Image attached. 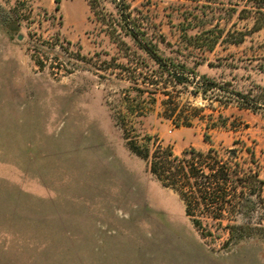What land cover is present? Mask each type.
Wrapping results in <instances>:
<instances>
[{"label": "rangeland", "instance_id": "obj_1", "mask_svg": "<svg viewBox=\"0 0 264 264\" xmlns=\"http://www.w3.org/2000/svg\"><path fill=\"white\" fill-rule=\"evenodd\" d=\"M115 1L0 0V264H264V232L207 243L129 147L243 141L264 179V28L247 0H125L135 40Z\"/></svg>", "mask_w": 264, "mask_h": 264}, {"label": "trees", "instance_id": "obj_2", "mask_svg": "<svg viewBox=\"0 0 264 264\" xmlns=\"http://www.w3.org/2000/svg\"><path fill=\"white\" fill-rule=\"evenodd\" d=\"M55 1L56 8H59L60 0ZM98 1L89 0L93 13ZM246 2L254 28H264V0ZM114 5L119 21L112 23V29H124L137 40L140 26L136 25L128 4L119 0ZM138 45L157 64L167 68L168 63L153 49L143 42ZM181 74L175 73L172 81L181 84L184 79ZM205 84V88L217 87L213 82ZM235 94L243 96L239 92ZM130 141L129 147L137 156L149 159L150 172L161 185L179 195L191 224L207 243H217L225 249L264 232V179L254 147L240 141L233 148L219 150L210 147L206 151L192 148L176 155L170 146L163 145L156 138L143 144Z\"/></svg>", "mask_w": 264, "mask_h": 264}]
</instances>
